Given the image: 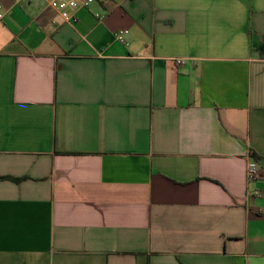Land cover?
Listing matches in <instances>:
<instances>
[{"label": "crops", "instance_id": "crops-1", "mask_svg": "<svg viewBox=\"0 0 264 264\" xmlns=\"http://www.w3.org/2000/svg\"><path fill=\"white\" fill-rule=\"evenodd\" d=\"M0 14V264H264V0Z\"/></svg>", "mask_w": 264, "mask_h": 264}, {"label": "built area", "instance_id": "built-area-1", "mask_svg": "<svg viewBox=\"0 0 264 264\" xmlns=\"http://www.w3.org/2000/svg\"><path fill=\"white\" fill-rule=\"evenodd\" d=\"M50 8H52L58 16L68 25L76 28V24L79 20L78 14L80 10L89 8L97 0H45ZM3 14H0V18ZM127 30H119L116 32V39L122 43L125 42ZM247 165H246V175L250 182H255L262 178V169L251 152L247 154ZM256 195L261 194V190L253 191Z\"/></svg>", "mask_w": 264, "mask_h": 264}, {"label": "trees", "instance_id": "trees-1", "mask_svg": "<svg viewBox=\"0 0 264 264\" xmlns=\"http://www.w3.org/2000/svg\"><path fill=\"white\" fill-rule=\"evenodd\" d=\"M0 179H5V177H0Z\"/></svg>", "mask_w": 264, "mask_h": 264}]
</instances>
